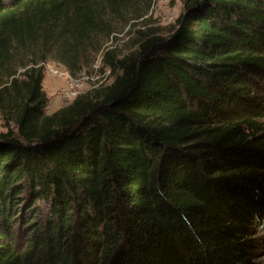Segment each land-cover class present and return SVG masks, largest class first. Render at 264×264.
Returning <instances> with one entry per match:
<instances>
[{"label":"trees","instance_id":"1","mask_svg":"<svg viewBox=\"0 0 264 264\" xmlns=\"http://www.w3.org/2000/svg\"><path fill=\"white\" fill-rule=\"evenodd\" d=\"M154 4L0 0V264H258L264 0H184L168 36L106 45ZM88 51L112 82L48 114L40 64Z\"/></svg>","mask_w":264,"mask_h":264},{"label":"rangeland","instance_id":"2","mask_svg":"<svg viewBox=\"0 0 264 264\" xmlns=\"http://www.w3.org/2000/svg\"><path fill=\"white\" fill-rule=\"evenodd\" d=\"M184 0H155L150 12L143 18L133 21V25L121 26L117 32V39L109 40L106 45L116 50L120 57L140 50L141 46L150 38L168 36L183 11ZM123 25V24H122ZM89 64L86 66L83 59L78 66L83 69L73 73L67 66L54 58H49L40 65L44 68L43 89L48 97L46 112L51 114L70 105L78 96L91 95L95 90L102 89L112 82V72L103 66V51L96 54L87 52ZM10 128L16 130L12 121ZM8 126L0 113V132H6ZM260 247L257 252L258 264H264V227L257 226Z\"/></svg>","mask_w":264,"mask_h":264}]
</instances>
